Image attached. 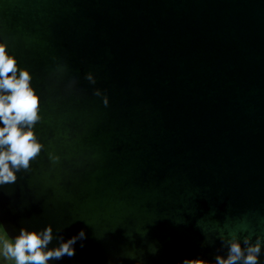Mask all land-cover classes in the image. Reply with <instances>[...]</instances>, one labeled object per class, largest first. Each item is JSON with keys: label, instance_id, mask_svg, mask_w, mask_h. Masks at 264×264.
Returning a JSON list of instances; mask_svg holds the SVG:
<instances>
[{"label": "water", "instance_id": "1", "mask_svg": "<svg viewBox=\"0 0 264 264\" xmlns=\"http://www.w3.org/2000/svg\"><path fill=\"white\" fill-rule=\"evenodd\" d=\"M0 43L44 146L0 186L11 243L51 225L49 249L86 238L48 264H215L235 233L264 264V0H0Z\"/></svg>", "mask_w": 264, "mask_h": 264}, {"label": "clouds", "instance_id": "2", "mask_svg": "<svg viewBox=\"0 0 264 264\" xmlns=\"http://www.w3.org/2000/svg\"><path fill=\"white\" fill-rule=\"evenodd\" d=\"M86 79L95 84L91 74ZM32 76L22 68H18L16 59L9 55L6 45L0 43V186L14 184L17 172L27 171L30 161L34 160L42 151L43 145L38 142L33 128L40 122V102L35 90L30 86ZM95 95L101 96L96 90ZM103 104L108 105V99L103 98ZM55 162L59 157L51 156ZM51 225L42 231H27L20 229L12 243L0 241V256L5 260H14L15 264H48L50 260H60L65 256L75 255L73 247L77 240L85 239L81 230L76 236L63 241L58 247L49 249L53 240ZM230 239L220 236L222 245L227 246V257H215V264H259L262 238L257 236L255 243L251 242V235L244 236L243 245L235 233ZM81 247L83 245L81 244ZM182 264H209L203 259H185Z\"/></svg>", "mask_w": 264, "mask_h": 264}, {"label": "flooded vegetation", "instance_id": "3", "mask_svg": "<svg viewBox=\"0 0 264 264\" xmlns=\"http://www.w3.org/2000/svg\"><path fill=\"white\" fill-rule=\"evenodd\" d=\"M0 241L11 243L6 238V236L4 235L3 231L1 230V228H0ZM0 264H15V261L14 260H11V259L5 260L2 256H0Z\"/></svg>", "mask_w": 264, "mask_h": 264}]
</instances>
